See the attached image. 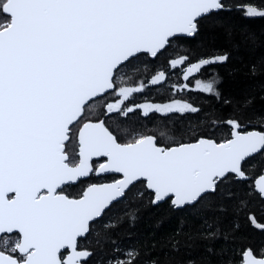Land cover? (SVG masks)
Returning <instances> with one entry per match:
<instances>
[{
	"label": "snow or ice",
	"instance_id": "1",
	"mask_svg": "<svg viewBox=\"0 0 264 264\" xmlns=\"http://www.w3.org/2000/svg\"><path fill=\"white\" fill-rule=\"evenodd\" d=\"M261 7L248 0L239 10L264 18ZM229 10L225 0H0V264H87L93 257L95 264H137L143 249L122 251L95 227L129 193L133 200L150 194L152 205L170 202L174 210L190 207L201 214L236 208V201L243 207L250 194H239L234 185L249 178L253 157L264 160V118L250 130L238 117L214 120L211 133L193 132L186 141L170 137L168 143L143 133L121 142V133L107 123L111 114L127 116L136 109L145 116L198 114L201 109L182 100L125 108L135 94L167 77L158 71L130 86L122 73L141 55L156 58L174 42L183 48L200 33L204 20ZM194 54L186 49L170 67L187 63ZM227 59L226 54L202 57L183 78ZM250 72L256 74L255 65ZM218 83L215 77L197 80L195 90L220 99ZM173 87L180 92L189 86ZM109 94L115 98L105 100ZM100 100L105 102L96 111ZM218 128H226L227 135L218 137ZM73 141L78 159L66 151ZM106 174L119 178L90 183L79 197L64 192L81 179ZM137 184L142 190L132 192ZM256 192L264 198V177ZM125 219L134 222L135 210L125 208L101 227L106 234ZM249 219L255 224L254 216ZM203 220V228L187 235L214 242L216 222L208 223L206 215ZM182 225L170 237L173 251H179L185 235ZM105 244L113 247L111 253L104 251ZM243 255L244 264H264L252 249ZM184 264L203 261L191 257ZM221 264H231L230 258Z\"/></svg>",
	"mask_w": 264,
	"mask_h": 264
},
{
	"label": "trees",
	"instance_id": "2",
	"mask_svg": "<svg viewBox=\"0 0 264 264\" xmlns=\"http://www.w3.org/2000/svg\"><path fill=\"white\" fill-rule=\"evenodd\" d=\"M229 11L208 17L202 22L200 33L195 38L184 42L183 48L175 42L172 47L163 51L156 58L149 55H141L133 67L122 73V79L130 86L146 82L158 71H165L166 81L160 85L148 86L143 93L135 94L125 103V106L151 102L163 104L174 99L187 101L201 109L197 113L164 115L151 112L145 116L139 109L129 113L111 114L107 117L111 128L121 133V142H126L132 134L143 133L156 135L159 142L168 143L169 138L177 140L190 139L193 132L213 131L212 122L226 118H240L245 125L251 128H259L261 119L264 118V18H249L239 10L246 7L248 0H225ZM256 5L264 4V0H252ZM259 10H264L261 7ZM191 49L195 54L189 61L176 68L170 67L173 59ZM227 55L224 63L205 66L200 73L184 80V68L200 58H212L216 55ZM147 65V71L144 68ZM256 66V74L250 72V67ZM215 77L222 94L220 99L212 94L199 92L196 89V81H208ZM187 83L188 89L177 92L173 86L183 87ZM114 99L111 94L105 100ZM252 103L244 107L247 100ZM105 100L96 101V111L102 110ZM229 101V103H225ZM163 133V136H161ZM218 137L227 135L226 128L215 129ZM66 145L67 149L68 146ZM78 146L72 147L75 151ZM248 175L251 177L236 183L234 187L239 194L249 193L245 196L243 207L236 208L231 205L224 212L208 211L198 213L196 209L186 207L183 210H174L169 203L152 205L149 203V195L143 200H133L132 193L129 199L115 205L113 211L107 213L103 220L98 221L96 229L108 239L116 242L120 250L126 251L130 246H138L143 249L137 264H145V261L158 259L159 264H184L191 257L203 261V264H221L222 260L230 258L231 264H240L243 261V253L246 249H252L257 256L264 253V198L255 190L254 180L263 173L264 160L253 157L249 161ZM143 186L137 184L132 190H142ZM135 210L136 219L129 222L127 219L114 231L105 234L101 227L109 218L121 216L124 209ZM249 214L255 217V224L249 219ZM207 216L208 223L216 222V240L189 239L187 234L195 233L203 228V217ZM183 232L180 237L179 251L171 249L170 237L176 229L181 227ZM238 224L239 228L234 226ZM81 244L86 241L81 240ZM147 245V247H145ZM213 248V252H208ZM104 251L111 253L113 247L105 244ZM144 252L148 253L144 255ZM224 252L225 256L218 253ZM96 257L90 259L87 264H95Z\"/></svg>",
	"mask_w": 264,
	"mask_h": 264
},
{
	"label": "flooded vegetation",
	"instance_id": "3",
	"mask_svg": "<svg viewBox=\"0 0 264 264\" xmlns=\"http://www.w3.org/2000/svg\"><path fill=\"white\" fill-rule=\"evenodd\" d=\"M190 65L186 66L184 68V71L187 69V67H189ZM134 97V96H133ZM132 97V98H133ZM130 98V100L132 99ZM129 100V101H130ZM128 102V101H127ZM143 104V103H141ZM137 105H140L137 104ZM141 112L142 110L139 109ZM143 113V112H142ZM108 123V120H107ZM66 151L68 152V154L70 155V157H72L73 159H78L77 157V153H78V147L76 149L75 152L69 151L66 147ZM98 162H102V161H98ZM119 176L117 175H102V176H96V175H92L90 178H84L81 179L79 182H76L74 184H71L69 186H66L64 188V192L65 194H69L72 197H79V195L82 194V192L84 191V189L88 186V184L90 183H102V182H111L114 179H118ZM68 253L64 252V255L66 256Z\"/></svg>",
	"mask_w": 264,
	"mask_h": 264
},
{
	"label": "water",
	"instance_id": "4",
	"mask_svg": "<svg viewBox=\"0 0 264 264\" xmlns=\"http://www.w3.org/2000/svg\"><path fill=\"white\" fill-rule=\"evenodd\" d=\"M150 56V55H149ZM151 57V56H150ZM106 175H113V174H106ZM102 176V175H101ZM118 176V175H117ZM248 179L247 180H249L251 177L248 175ZM262 177H264V170H263V173L260 175V176H258L255 180H254V186H255V190H256V187H257V184H258V182L261 180V178ZM102 183H106V182H102ZM63 251V250H62ZM253 251V250H252ZM253 254L256 256V258H264V257H262V256H257L254 252H253ZM249 259L251 258V257H248ZM244 262H245V257H244V255H243V261H242V263H240V264H244Z\"/></svg>",
	"mask_w": 264,
	"mask_h": 264
},
{
	"label": "rangeland",
	"instance_id": "5",
	"mask_svg": "<svg viewBox=\"0 0 264 264\" xmlns=\"http://www.w3.org/2000/svg\"><path fill=\"white\" fill-rule=\"evenodd\" d=\"M205 82H207V81H205ZM112 95V94H111ZM112 97L113 98H115L113 95H112ZM174 100H177V99H174ZM170 102V101H169ZM167 103V102H166ZM124 107L125 108H127V106H125L124 105ZM173 114V113H172ZM137 134V133H136ZM135 135V134H134ZM133 136V134L129 137V138H127L126 140L128 141L129 139H131V137ZM75 146H77L76 144H75V142L73 141V142H71V144L68 146L69 148H68V150L69 151H72V152H75V148L74 149H70V148H72V147H75Z\"/></svg>",
	"mask_w": 264,
	"mask_h": 264
}]
</instances>
